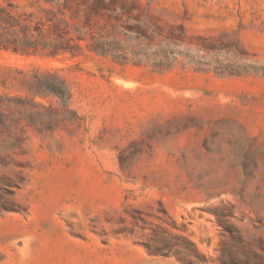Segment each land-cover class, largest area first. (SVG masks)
<instances>
[{
  "label": "rangeland",
  "instance_id": "374dc122",
  "mask_svg": "<svg viewBox=\"0 0 264 264\" xmlns=\"http://www.w3.org/2000/svg\"><path fill=\"white\" fill-rule=\"evenodd\" d=\"M0 264H264V0H0Z\"/></svg>",
  "mask_w": 264,
  "mask_h": 264
}]
</instances>
